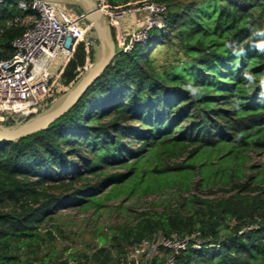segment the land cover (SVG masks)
Returning <instances> with one entry per match:
<instances>
[{"label": "trees", "instance_id": "trees-1", "mask_svg": "<svg viewBox=\"0 0 264 264\" xmlns=\"http://www.w3.org/2000/svg\"><path fill=\"white\" fill-rule=\"evenodd\" d=\"M105 1L165 4L164 26L119 51L46 130L0 142V264H68L48 251L63 208L98 212L123 195L168 191L174 202L139 212L127 241L188 237L177 264H264V161H255L264 157V0ZM36 19L0 1V59ZM159 45L174 49L160 65ZM86 60L80 43L59 71L61 93Z\"/></svg>", "mask_w": 264, "mask_h": 264}, {"label": "built area", "instance_id": "built-area-1", "mask_svg": "<svg viewBox=\"0 0 264 264\" xmlns=\"http://www.w3.org/2000/svg\"><path fill=\"white\" fill-rule=\"evenodd\" d=\"M17 2L20 9L36 11L37 19L13 41V54L0 59V115L7 120L28 119L48 107L56 93L62 92L59 71L80 43H84L87 52L82 72L92 63L90 26L82 12L73 13L61 8V4L44 0ZM98 6L117 29L123 47L117 50L123 53L144 43L152 29L163 28L167 12V6L159 2L113 10L105 0H99ZM188 240L155 235L151 241L135 245L127 264H153L160 256L164 258L162 264H177L176 257L186 249Z\"/></svg>", "mask_w": 264, "mask_h": 264}, {"label": "rangeland", "instance_id": "rangeland-1", "mask_svg": "<svg viewBox=\"0 0 264 264\" xmlns=\"http://www.w3.org/2000/svg\"><path fill=\"white\" fill-rule=\"evenodd\" d=\"M187 1L190 0H181V3ZM61 8L73 13H79V8L72 5H61ZM32 21L33 19H27L28 23ZM112 30L114 32L113 35L117 49L120 50L123 47L118 31L114 27H112ZM90 33L91 30H89L88 36L93 49L97 43L91 37ZM173 53L174 49L168 45H159L152 51L159 65L170 59ZM61 94L56 93L55 99L60 97ZM17 119L20 120L21 118ZM0 122L8 124L10 121L9 119L7 120L6 116L0 115ZM255 161H264V157H257ZM169 193L168 191L161 194L153 193L146 195L137 192L132 196L123 195L117 200L113 199L108 202V207L98 212L94 211L93 208H87L85 210L63 208L57 221L63 233L56 234L57 239L48 248V251L56 248L61 255V260L71 257L68 264H83L86 262V257H88L87 264H127L129 255L135 247V244L127 241L125 232L133 225L135 217L139 212L145 209L160 213L167 210L165 205L174 202L171 201L168 203L167 200L173 197ZM217 194L219 196L221 192H217ZM204 195L214 197L207 193ZM151 240L152 237L147 238L144 242Z\"/></svg>", "mask_w": 264, "mask_h": 264}, {"label": "water", "instance_id": "water-1", "mask_svg": "<svg viewBox=\"0 0 264 264\" xmlns=\"http://www.w3.org/2000/svg\"><path fill=\"white\" fill-rule=\"evenodd\" d=\"M4 1V0H0ZM61 5L78 7L90 26L91 37L97 45L93 47L91 65L83 71L76 82L60 97L38 114L28 119L13 118L12 124L0 122V142H15L37 132L46 130L51 124L73 108L86 91L103 75L117 56L118 50L108 16L98 6L99 0H44Z\"/></svg>", "mask_w": 264, "mask_h": 264}, {"label": "clouds", "instance_id": "clouds-1", "mask_svg": "<svg viewBox=\"0 0 264 264\" xmlns=\"http://www.w3.org/2000/svg\"><path fill=\"white\" fill-rule=\"evenodd\" d=\"M258 34H260V35H264V31H261V32H259ZM260 49H261V50H264V44H261V45H260ZM248 79L251 80L252 77L249 76ZM261 83H264V81H262ZM192 91H193V94L196 93V90H195V89H193ZM236 103H237V105H238L239 101H237Z\"/></svg>", "mask_w": 264, "mask_h": 264}, {"label": "crops", "instance_id": "crops-1", "mask_svg": "<svg viewBox=\"0 0 264 264\" xmlns=\"http://www.w3.org/2000/svg\"><path fill=\"white\" fill-rule=\"evenodd\" d=\"M64 87H63V85H62V87H61V89L60 90H62ZM163 254V253H162ZM159 259H163L164 260V258L162 257V256H160V257H158Z\"/></svg>", "mask_w": 264, "mask_h": 264}]
</instances>
